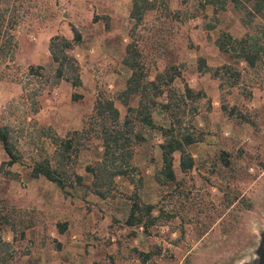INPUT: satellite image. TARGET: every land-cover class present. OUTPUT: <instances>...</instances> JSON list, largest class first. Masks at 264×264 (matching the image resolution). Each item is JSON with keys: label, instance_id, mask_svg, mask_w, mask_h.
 <instances>
[{"label": "rangeland", "instance_id": "374dc122", "mask_svg": "<svg viewBox=\"0 0 264 264\" xmlns=\"http://www.w3.org/2000/svg\"><path fill=\"white\" fill-rule=\"evenodd\" d=\"M162 2L178 13L166 14ZM131 7L132 0H0V121L11 129L21 155V162L8 166L0 143V209L11 211L17 230L29 224L24 239L9 228L2 232L11 243L13 264H52L49 261L62 252L65 239L59 240L55 218L46 211L79 213L77 237L68 235L66 242L76 240V255L91 257L94 264H241L264 226V110L248 111L244 105L243 113L253 123L227 124V134L221 135L214 131L217 115L212 113V122L202 123V112L213 110L210 102L193 103L197 109L192 114L187 107L186 123L191 121L203 138L188 147L196 161L193 169L186 173L176 169L173 182L154 180L160 162L156 131H149L146 141L134 146L135 182L116 176L106 198L98 197L91 184H74L64 192L43 177L30 176L34 160L53 158L54 137L66 138L84 125L95 127L94 101L99 96L115 98L123 90L131 71L124 63L128 53L144 66L148 79L169 64L178 65L181 78L172 85L182 90L191 77L186 72L188 52L198 55L203 47H210L201 28L198 0H156L139 21L130 16ZM208 11L204 19L211 22V8ZM219 14L224 29L239 32L243 17L251 22L244 34L264 33L258 16L231 4ZM194 15L198 17L192 20ZM71 26L82 35L73 50L82 79L77 89H71L70 83H54L48 50L53 35L72 37ZM30 65L42 66L44 76L31 77ZM242 82L243 93L264 90V69L248 73ZM222 89L221 103L229 107L236 90L227 84ZM74 92L82 97L73 100ZM137 100L131 98L130 105ZM114 104L123 119L126 107L117 99ZM154 119L166 123L158 113ZM93 131L79 140L82 147L73 166L85 179L91 177L85 167L103 153ZM135 191L141 201L162 209L159 222L148 231L125 222ZM158 213L156 209L154 214ZM147 252L151 258L144 263L140 253Z\"/></svg>", "mask_w": 264, "mask_h": 264}, {"label": "trees", "instance_id": "16d2710c", "mask_svg": "<svg viewBox=\"0 0 264 264\" xmlns=\"http://www.w3.org/2000/svg\"><path fill=\"white\" fill-rule=\"evenodd\" d=\"M154 2L156 0H132L130 16L136 21L141 20L146 11L154 8ZM198 4L203 12L206 5H211L213 15L226 10L231 4L233 9L243 11L251 17L259 16L264 21V0H198ZM162 7L168 15L178 13L169 11L163 2ZM215 25L216 23H211L209 26L213 28ZM71 31V38L63 35L52 36L48 50L54 64L52 71L54 83L57 84L63 80L77 88L82 85V79L79 63L73 50L82 41V35L75 26H71ZM216 45L222 51L231 52L234 58L244 60L249 68L256 67L264 56V46L260 38L249 33L237 38L228 32H221L216 39ZM124 63L131 70L125 88L115 98L99 96L95 100L93 108L95 127L90 128L84 125L81 130H74L66 138L54 137L53 158L46 156L34 160L30 165L32 178L43 177L64 192L74 184H82V176L74 171L73 166L82 147L79 140L84 135L88 136L87 133L93 131L92 128H96L93 132L101 141L103 153L100 160L87 165L85 170L92 176L91 189L100 198L108 196L106 189L112 185L116 176L135 182L134 146L146 141V134L149 131H156L161 138L160 162L157 163L158 167L153 176L156 183L166 184L176 180L173 167L174 153L179 154L181 172L185 173L193 169L195 162L188 147L201 141L203 137L201 131L195 128L191 121L186 123L184 118L187 107L192 109L191 114L194 113L197 106L193 103L205 98V93L191 88L187 83H183L182 90L174 88L172 85L174 80L181 78L178 65H167L163 71L155 74L153 80H149L144 66L133 55L128 53ZM42 69V66L30 65L28 74L33 78L42 77L44 76ZM198 70L202 73L212 71V76L219 79L220 87L225 84L233 87L238 84L241 77V71L235 66L225 64L211 69L202 57L198 58ZM243 95L246 99L251 97L249 91ZM81 97L82 95L76 92L72 94L73 100H79ZM130 97H137L135 106L129 104ZM116 99L126 107V115L123 119L114 104ZM242 105L237 106L233 103L227 107L222 104V109L230 118L236 113L239 120L253 123L247 113H243ZM156 110L167 115L168 125L154 121L153 112ZM11 132V129L0 121V143L7 156L5 162L8 166L21 162V155L12 140ZM1 204L2 207L7 208L6 204ZM156 209L159 212L157 215L154 214ZM7 210L0 209V264H13L15 258L11 252V243L2 238L4 229L9 228L15 237L24 239L25 230L29 227L28 224L17 230L16 224L11 222V211ZM161 211L162 209L156 204L141 201L135 191L130 202L126 225L143 227L145 231H148L159 222L163 214ZM57 227L61 233L66 229V223H57ZM140 255L144 263L151 258V253L148 252L140 253Z\"/></svg>", "mask_w": 264, "mask_h": 264}, {"label": "crops", "instance_id": "0c3cea01", "mask_svg": "<svg viewBox=\"0 0 264 264\" xmlns=\"http://www.w3.org/2000/svg\"><path fill=\"white\" fill-rule=\"evenodd\" d=\"M209 8H211V12H212V16L210 17L212 19L211 22L209 20L206 21L204 19V18H207V16H208L207 14L209 13V11H208ZM221 12H218L217 14L213 15V7L211 5L205 6L204 12H202V14L200 16L202 19L201 20V28L204 31L205 36L208 40V41L206 40V42L211 43V44H210L209 48L203 47L199 51L198 55H196L195 51L194 52H191V51L188 52V55L191 57L189 59L188 65H187V71L186 72L191 73V77H190V80L187 79L186 82L185 81L183 82V83H187L188 86H190L191 88H193L195 90H202L205 93L206 97L202 98L201 100H204V101L207 100L208 102H210V104L213 106V107H211L213 110L202 112V114H203L202 118L204 120L202 123L207 124L209 122H212V120H213L212 119V113L217 115L218 117H216V119H218V121L216 124V129H214V131H215V133L218 132L220 135L221 134H227L224 132L227 124L234 126V127H239L238 125H240V123H241V125L245 126V125H247L248 122L238 120V118L236 117V114H234L233 117L230 118V116L227 115L226 111H222V109H221V104H222L221 103V93H222L223 89H222V87L219 86V79L212 76V71H208V72L206 71V72L202 73L198 70V58L199 57L204 58L206 65L211 69H215L216 67H219L221 65L231 64V65L235 66L238 70H240L241 71V77L239 79L238 84L231 87L232 90H236V92L234 93V100L232 102L234 104H236L237 106L239 104H243L244 107H247L246 110H248V111L252 110V111L257 112V110H260L263 113V110H264V90L258 91V89H256V88H254V90L250 89L249 93L251 94V97L248 99H246L244 97L243 90H242V87H243L242 80L244 79V77L248 73L257 70L258 68L264 69V56L262 58V61L259 62L256 67L249 68V67H247V64L244 60L234 58V56L232 55L231 52L222 51L216 45V39L220 36L221 32H228L233 37H237V38L242 37L246 34V33L244 34V32H246V30L249 29L251 22L245 20L243 17H240L241 21L238 23L239 32H234V30L231 31L230 28L224 29V27L220 26V24L218 23L219 19L217 16H219L220 15L219 13H221ZM197 17L198 16H194L191 19L193 20V19H196ZM262 22H264V21L262 20ZM211 23H216L215 27L211 28L209 26ZM211 31L215 32L214 36L210 33ZM249 34L257 36L258 38H260L261 43L264 46V33L263 34L259 33L258 35H257V33H249ZM56 35H59V34H56ZM202 46H204V45H202ZM130 73H131V71H130ZM129 76H130V74L128 75V77ZM154 77H155V75H154ZM154 77L149 78V80H153ZM63 82L66 85L68 84V82L63 81V80L57 84L62 85ZM69 86L71 87V89L72 88L73 89L79 88V87L74 88V87H72L71 84ZM263 87H264V85H263ZM124 88H125V86L123 87V89ZM182 88H183V85H182ZM130 98H133V97H130ZM129 104H130V102H129ZM155 113H158L162 118L166 119V123L162 124V125H168L169 119L164 112H162L160 110L155 111L153 113V119H154ZM70 119H72V115H70ZM226 120H228L230 123H227ZM154 121H155V119H154ZM205 122H207V123H205ZM202 123H199L198 126H201ZM209 126H211V125H209ZM199 128H202V127H199ZM218 133H217V135H219ZM158 141H159V143H161V138L158 139ZM196 143H200V141L196 142ZM193 144H195V143H193ZM159 150H160V148H159ZM188 151L194 159V154L191 152L190 149H188ZM160 153H161V151H160ZM194 162L196 163L195 159H194ZM14 164H12L11 166H13ZM173 167H174L175 171H176V169L180 170L179 169V154L178 153H174ZM88 174L91 176L90 173H88ZM88 174H87V176H88ZM118 177H121V176H118ZM122 178H124V177H122ZM91 183H92V176L90 177V179L88 177H86V179H85V177H82V185L83 184L84 185H90ZM80 186H81V184H80ZM74 189H75V187H74ZM78 189H80V188H78ZM86 196H89V195L87 194ZM129 207H130V205H128V207H127V216L129 214ZM47 213H48V215L52 213V216L55 218L54 219V229L58 233L59 240L61 241V240H63V238L65 239L64 243L61 241L62 242V245H61V251L62 252H58V255L55 257L56 259H54L53 261H49V263L51 262L52 264H94L95 259H91V257H85V259H81V256L79 257L76 255L77 253L73 250L75 248V246L78 244L76 240H71L69 242V244L66 242V238L68 237V235L71 236V239H75L77 237L76 232L78 229L77 227L79 225L78 222L80 221L79 213H77V211H46V214ZM127 216H126V219H127ZM57 223H66V229L60 233L58 231ZM27 235H28V233L25 230V236H27ZM93 256L96 257L95 254H93ZM96 264H98V263H96Z\"/></svg>", "mask_w": 264, "mask_h": 264}, {"label": "flooded vegetation", "instance_id": "af4514ba", "mask_svg": "<svg viewBox=\"0 0 264 264\" xmlns=\"http://www.w3.org/2000/svg\"><path fill=\"white\" fill-rule=\"evenodd\" d=\"M249 253L248 259L241 264H264V226L259 229Z\"/></svg>", "mask_w": 264, "mask_h": 264}]
</instances>
